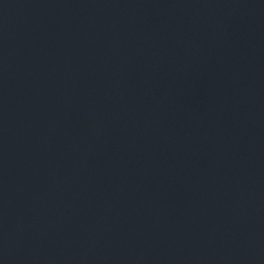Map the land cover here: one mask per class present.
I'll use <instances>...</instances> for the list:
<instances>
[{
    "label": "water",
    "instance_id": "95a60500",
    "mask_svg": "<svg viewBox=\"0 0 264 264\" xmlns=\"http://www.w3.org/2000/svg\"><path fill=\"white\" fill-rule=\"evenodd\" d=\"M0 264H264V0H0Z\"/></svg>",
    "mask_w": 264,
    "mask_h": 264
}]
</instances>
